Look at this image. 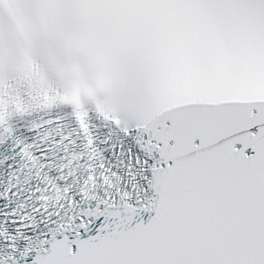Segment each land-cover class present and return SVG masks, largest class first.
Masks as SVG:
<instances>
[{"label":"snow or ice","instance_id":"1","mask_svg":"<svg viewBox=\"0 0 264 264\" xmlns=\"http://www.w3.org/2000/svg\"><path fill=\"white\" fill-rule=\"evenodd\" d=\"M0 264H264V0H0Z\"/></svg>","mask_w":264,"mask_h":264}]
</instances>
